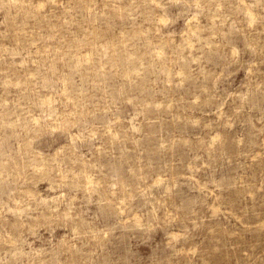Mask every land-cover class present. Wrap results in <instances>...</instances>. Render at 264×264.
<instances>
[{"label":"rangeland","instance_id":"1","mask_svg":"<svg viewBox=\"0 0 264 264\" xmlns=\"http://www.w3.org/2000/svg\"><path fill=\"white\" fill-rule=\"evenodd\" d=\"M0 161V264H264V0H0Z\"/></svg>","mask_w":264,"mask_h":264},{"label":"bare ground","instance_id":"2","mask_svg":"<svg viewBox=\"0 0 264 264\" xmlns=\"http://www.w3.org/2000/svg\"><path fill=\"white\" fill-rule=\"evenodd\" d=\"M126 51V50H125ZM125 53V52H124ZM126 55V54H125ZM155 55H157V54H155ZM122 60H123V58H122ZM118 62V61H117ZM126 62V61H125ZM129 62V61H128ZM127 65V64H126ZM130 71V70H129ZM135 71V70H134ZM132 73H134V72H132ZM46 80V79H45ZM44 80V81H45ZM47 84V83H46ZM11 128V127H10ZM12 135V134H11ZM6 140V139H5ZM7 142V141H6ZM1 162V161H0ZM4 162V161H3ZM13 163H14V161H13ZM4 164L6 165V163L4 162ZM1 166V165H0ZM2 188V187H1ZM7 189V188H6ZM1 193V192H0Z\"/></svg>","mask_w":264,"mask_h":264}]
</instances>
